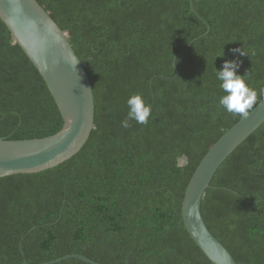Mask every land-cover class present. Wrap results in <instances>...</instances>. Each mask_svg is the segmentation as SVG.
<instances>
[{
	"label": "trees",
	"instance_id": "16d2710c",
	"mask_svg": "<svg viewBox=\"0 0 264 264\" xmlns=\"http://www.w3.org/2000/svg\"><path fill=\"white\" fill-rule=\"evenodd\" d=\"M38 1L90 77L95 127L64 163L0 177V264H94L64 258L72 254L101 264H214L182 206L204 156L242 118L219 106L217 69L238 60L258 92L253 109L263 99L264 0ZM135 93L151 104L149 120L124 128ZM63 121L0 18V138L50 136ZM201 210L237 264H264V123L220 166Z\"/></svg>",
	"mask_w": 264,
	"mask_h": 264
},
{
	"label": "water",
	"instance_id": "95a60500",
	"mask_svg": "<svg viewBox=\"0 0 264 264\" xmlns=\"http://www.w3.org/2000/svg\"><path fill=\"white\" fill-rule=\"evenodd\" d=\"M191 4L195 8L194 0ZM0 18L44 77L64 120L62 128L50 136L0 138V177L41 172L69 160L89 140L95 127L93 86L66 31L38 0H0ZM263 123L264 97L247 118H241L211 147L188 183L183 219L193 239L214 264L237 261L208 228L202 200L223 162ZM69 257L101 264L79 254L64 258Z\"/></svg>",
	"mask_w": 264,
	"mask_h": 264
},
{
	"label": "clouds",
	"instance_id": "9594fccd",
	"mask_svg": "<svg viewBox=\"0 0 264 264\" xmlns=\"http://www.w3.org/2000/svg\"><path fill=\"white\" fill-rule=\"evenodd\" d=\"M241 55L248 54L243 49H234ZM224 55V54H223ZM221 55V56H223ZM240 63L236 59L225 60L222 68L217 69L216 78L224 95L219 98V106L228 113L238 114L247 118L254 105L258 103V92L251 83V73L239 74ZM259 96L264 97V87L259 89ZM128 112L121 121L124 128L131 127V121L137 124H147L152 106L142 93L132 94L127 99Z\"/></svg>",
	"mask_w": 264,
	"mask_h": 264
},
{
	"label": "bare ground",
	"instance_id": "6f19581e",
	"mask_svg": "<svg viewBox=\"0 0 264 264\" xmlns=\"http://www.w3.org/2000/svg\"><path fill=\"white\" fill-rule=\"evenodd\" d=\"M203 211V210H202Z\"/></svg>",
	"mask_w": 264,
	"mask_h": 264
}]
</instances>
